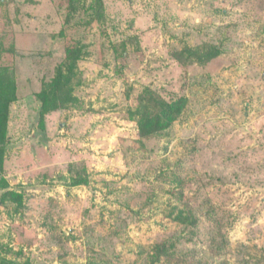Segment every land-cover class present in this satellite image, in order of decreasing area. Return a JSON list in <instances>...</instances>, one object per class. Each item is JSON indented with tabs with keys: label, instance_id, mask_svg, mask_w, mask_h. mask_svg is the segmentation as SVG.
Masks as SVG:
<instances>
[{
	"label": "rangeland",
	"instance_id": "1",
	"mask_svg": "<svg viewBox=\"0 0 264 264\" xmlns=\"http://www.w3.org/2000/svg\"><path fill=\"white\" fill-rule=\"evenodd\" d=\"M0 53V264H264V0H0ZM147 88L187 105L143 139Z\"/></svg>",
	"mask_w": 264,
	"mask_h": 264
},
{
	"label": "trees",
	"instance_id": "2",
	"mask_svg": "<svg viewBox=\"0 0 264 264\" xmlns=\"http://www.w3.org/2000/svg\"><path fill=\"white\" fill-rule=\"evenodd\" d=\"M1 56V53H0ZM183 58V54L177 55ZM81 59V50L67 49L64 65L58 70L52 83L44 89L39 97L42 101L40 110L41 118H45L50 112L62 109L68 102H77L74 97L78 86L77 70ZM17 100V87L13 72L9 67L0 66V171L5 172L4 154L8 144V125L10 106ZM138 107L132 113L138 122L141 138L150 139L160 132L169 129L181 116L187 105V100L181 98L174 102H168L155 91L147 88L138 98ZM88 180H77L75 186L87 185ZM14 194L6 191L3 199ZM5 201V200H4ZM159 250L168 252L167 247L161 245ZM8 264H18L9 262Z\"/></svg>",
	"mask_w": 264,
	"mask_h": 264
}]
</instances>
